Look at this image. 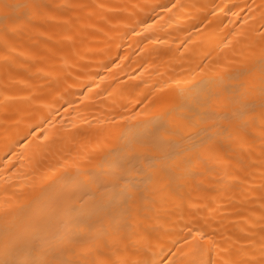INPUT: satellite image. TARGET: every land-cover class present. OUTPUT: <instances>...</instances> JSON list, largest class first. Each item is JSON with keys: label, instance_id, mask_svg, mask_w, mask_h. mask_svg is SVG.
I'll use <instances>...</instances> for the list:
<instances>
[{"label": "bare ground", "instance_id": "1", "mask_svg": "<svg viewBox=\"0 0 264 264\" xmlns=\"http://www.w3.org/2000/svg\"><path fill=\"white\" fill-rule=\"evenodd\" d=\"M261 5L0 0V204L7 209L0 215V259L62 230L69 207L95 228L80 229L75 252L63 258L87 264H136L158 254L161 242L180 241L181 217L188 219L193 204L213 209V227L219 224L236 247L258 244L264 234V110L255 90L264 56ZM237 71L244 74L230 78ZM240 85L248 92V126L218 146V159L193 156L165 193L144 192L142 215L120 214L123 186L144 187L131 169L160 155L155 118L175 110L167 123L180 135H159L178 150L208 125L229 123ZM209 92L219 97L196 103ZM42 120L48 139L28 144L29 128ZM76 164L79 175L69 186Z\"/></svg>", "mask_w": 264, "mask_h": 264}, {"label": "snow or ice", "instance_id": "2", "mask_svg": "<svg viewBox=\"0 0 264 264\" xmlns=\"http://www.w3.org/2000/svg\"><path fill=\"white\" fill-rule=\"evenodd\" d=\"M2 6L5 9L10 7L6 2ZM259 7L264 9V5ZM261 16L264 18V11H262ZM5 18H7V14H5ZM132 31L134 32L135 29L133 28ZM261 35L264 36V33ZM260 64L261 75L255 90L258 91L261 98L260 108L264 110V56H262ZM242 74L244 73L237 71L235 77L230 78H238ZM197 86L194 85V87ZM244 87V85H240L233 97V103L236 106L231 114L226 117L229 122L227 125L218 123L208 125L201 130L202 134H197V141L178 150L166 147L172 145L173 141L165 140L159 135L161 131L167 132L170 136L180 135L178 127H171L167 123V117L171 116L175 110H165L155 118L160 122L156 134V146L160 155L151 158L148 163L139 168L131 169L133 173L143 177L144 187L142 188L136 183L123 186L120 191L122 197L120 214L127 215L129 218L133 214L142 215L146 210L144 192L149 190L153 194L165 193L166 182L170 184L173 180H178L179 176L176 173L182 166L190 164L193 156L205 163L218 159V146L223 144L225 140L233 139L234 132L238 133L248 126L251 109L244 100L248 92L240 91ZM214 96L218 98L219 93L209 92L206 101H201L197 97L196 103H211ZM261 116L264 117V111L261 112ZM46 123H48L47 120H42L34 127L29 128L25 137L28 144L32 143L33 137L37 140L40 137L45 140L48 139L45 134L46 129L42 127ZM37 131H39V136L36 135ZM130 146L129 143L125 150ZM75 167L77 173L68 177L69 186L76 182L79 175V165L76 164ZM261 187L264 188V183L261 184ZM67 199L69 202L71 201V193ZM202 212L203 215H201ZM213 212L214 210L210 209L207 204H193L188 219L185 221L183 216L181 217L183 228L180 241L172 243L171 246L161 242L158 254L148 255L137 261L136 264H264V234L261 235L258 244L256 241L250 240L246 247H236V243L232 241L231 237H225L221 234L219 224L213 227L215 223ZM6 213L7 209L3 204H0V215ZM67 215L68 220L62 230L51 232L47 239L32 245L25 251H17L12 256L6 254L5 258L0 259V264H87V261H72L63 257L68 252H75L73 245L80 240L79 230H93L95 225L90 224L87 219L80 216L77 210L71 207L68 208ZM261 232L264 233V227H262ZM3 247L7 253L9 247L7 241L3 243ZM145 247L151 250L152 246L145 245Z\"/></svg>", "mask_w": 264, "mask_h": 264}]
</instances>
